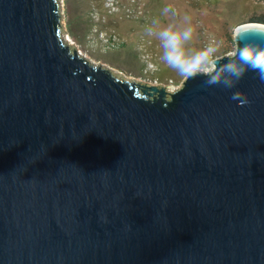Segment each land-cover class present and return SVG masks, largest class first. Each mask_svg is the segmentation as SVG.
<instances>
[{"label": "water", "instance_id": "95a60500", "mask_svg": "<svg viewBox=\"0 0 264 264\" xmlns=\"http://www.w3.org/2000/svg\"><path fill=\"white\" fill-rule=\"evenodd\" d=\"M63 19L0 0V264H264V80L127 79Z\"/></svg>", "mask_w": 264, "mask_h": 264}, {"label": "rangeland", "instance_id": "374dc122", "mask_svg": "<svg viewBox=\"0 0 264 264\" xmlns=\"http://www.w3.org/2000/svg\"><path fill=\"white\" fill-rule=\"evenodd\" d=\"M171 7L175 15L163 16ZM66 38L89 61L124 78L179 87L184 77L160 60L158 42L146 34L157 18L194 28L190 47L218 46L215 58L236 50L235 30L248 23L264 24V0H64ZM173 86V87H172Z\"/></svg>", "mask_w": 264, "mask_h": 264}, {"label": "clouds", "instance_id": "9594fccd", "mask_svg": "<svg viewBox=\"0 0 264 264\" xmlns=\"http://www.w3.org/2000/svg\"><path fill=\"white\" fill-rule=\"evenodd\" d=\"M175 15L174 9L165 7L163 16ZM146 34L158 42L159 60L179 76L193 78L204 76L208 86H223L231 89L249 70L256 71L264 80V48L245 46L236 60H227L223 64L216 62L218 46L209 44L201 49H194L190 44L194 37V28L185 17L183 22L154 19L146 27ZM240 99V94L234 95Z\"/></svg>", "mask_w": 264, "mask_h": 264}, {"label": "built area", "instance_id": "2783aa9c", "mask_svg": "<svg viewBox=\"0 0 264 264\" xmlns=\"http://www.w3.org/2000/svg\"><path fill=\"white\" fill-rule=\"evenodd\" d=\"M61 6H62V9L64 8V0H61ZM63 11H64V9H63ZM151 84H156V85H160V84H162V83H159L158 81H156L155 83H151ZM166 85H169L170 86V84H166ZM171 87V86H170ZM173 87V86H172ZM175 88H178V87H173L172 89H175Z\"/></svg>", "mask_w": 264, "mask_h": 264}, {"label": "bare ground", "instance_id": "6f19581e", "mask_svg": "<svg viewBox=\"0 0 264 264\" xmlns=\"http://www.w3.org/2000/svg\"><path fill=\"white\" fill-rule=\"evenodd\" d=\"M69 41H71L73 43V41L69 38Z\"/></svg>", "mask_w": 264, "mask_h": 264}]
</instances>
